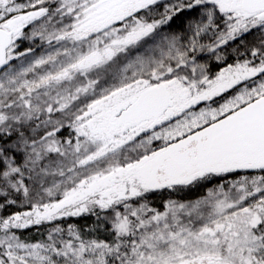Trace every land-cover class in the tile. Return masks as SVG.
<instances>
[{
	"label": "snow or ice",
	"instance_id": "6c2138e0",
	"mask_svg": "<svg viewBox=\"0 0 264 264\" xmlns=\"http://www.w3.org/2000/svg\"><path fill=\"white\" fill-rule=\"evenodd\" d=\"M0 264H264V0H0Z\"/></svg>",
	"mask_w": 264,
	"mask_h": 264
}]
</instances>
